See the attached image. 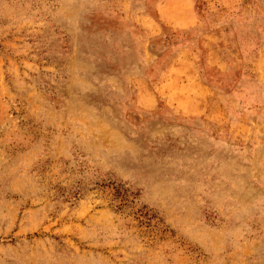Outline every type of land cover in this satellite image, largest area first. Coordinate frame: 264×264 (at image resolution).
I'll return each instance as SVG.
<instances>
[{"label":"rangeland","instance_id":"rangeland-1","mask_svg":"<svg viewBox=\"0 0 264 264\" xmlns=\"http://www.w3.org/2000/svg\"><path fill=\"white\" fill-rule=\"evenodd\" d=\"M0 264H264V0H0Z\"/></svg>","mask_w":264,"mask_h":264}]
</instances>
